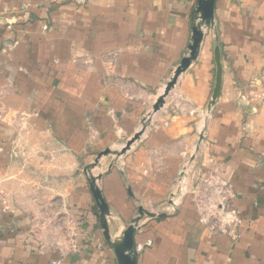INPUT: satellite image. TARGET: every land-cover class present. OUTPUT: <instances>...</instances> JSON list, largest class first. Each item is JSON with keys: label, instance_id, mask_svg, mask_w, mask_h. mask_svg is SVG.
<instances>
[{"label": "crops", "instance_id": "1", "mask_svg": "<svg viewBox=\"0 0 264 264\" xmlns=\"http://www.w3.org/2000/svg\"><path fill=\"white\" fill-rule=\"evenodd\" d=\"M196 5L0 0V264H117L85 167L143 123L94 166L111 237L141 207L136 264H264V0H215L196 58L152 110ZM36 184L64 196L72 249L48 248L23 205Z\"/></svg>", "mask_w": 264, "mask_h": 264}, {"label": "water", "instance_id": "2", "mask_svg": "<svg viewBox=\"0 0 264 264\" xmlns=\"http://www.w3.org/2000/svg\"><path fill=\"white\" fill-rule=\"evenodd\" d=\"M214 2L215 0H197V5L195 8V16L197 19V23L191 28V38L187 47L188 53L187 55L182 57L178 66L174 70L171 79L167 82L163 93L157 98L155 104L152 107L153 111H157L162 106L164 96H166L169 90L176 83L178 76L183 71H185L186 68L190 65V63L196 58L200 43L203 38V29L207 28L212 22ZM214 61L216 66L215 82L209 101V107L215 102L220 91L221 63L218 49H215L214 51ZM145 128L146 123H143L141 129L136 131V133H134V135L126 141L123 147H121L119 150H112L110 148L103 149L102 151L97 153L94 161L85 167V172L88 175V187L98 210V218L102 233L104 238L110 243V246L114 251L117 264H136V257L134 252V232L135 227L138 224V221L140 220V216L143 214V211L142 208L139 207V216L132 219L130 224L118 236L111 237L107 221V216H109L110 211L107 206V203L102 197L101 191L97 183L101 175L91 174L90 169L93 168L98 163V160L103 156L110 154H113L115 156L123 155L130 148V146L140 137Z\"/></svg>", "mask_w": 264, "mask_h": 264}, {"label": "rangeland", "instance_id": "3", "mask_svg": "<svg viewBox=\"0 0 264 264\" xmlns=\"http://www.w3.org/2000/svg\"><path fill=\"white\" fill-rule=\"evenodd\" d=\"M112 150L116 149L112 148ZM111 157H114V155L110 154L103 156L100 158V161H102L104 165ZM78 168H80V166H78ZM97 172V167L90 169V173L93 175H97ZM28 174L29 173H25L23 179L25 180L24 184H26ZM29 176H32L31 180L35 182L41 179V175L38 173H30ZM86 176L88 177V175ZM26 190L25 188L24 198H26ZM48 191V189L36 184L34 188L28 191V194L38 197L39 200L33 202L29 196L28 199L26 198L28 202L23 205L28 207L30 217L32 215V217L35 218L36 225L38 224L36 228L39 229L38 231L41 233L47 247L56 251H62L65 248V250L68 251L72 249V244L75 243V234L73 225L69 219V211L66 208V200L64 196L55 194L53 190Z\"/></svg>", "mask_w": 264, "mask_h": 264}, {"label": "built area", "instance_id": "4", "mask_svg": "<svg viewBox=\"0 0 264 264\" xmlns=\"http://www.w3.org/2000/svg\"><path fill=\"white\" fill-rule=\"evenodd\" d=\"M228 213H229L230 215H232V216H235V211H234V210H231V211H229ZM145 244L148 245V244H149V241H147ZM143 246H144V245H142V244H138L134 249L137 250V251H140V250L142 249Z\"/></svg>", "mask_w": 264, "mask_h": 264}, {"label": "trees", "instance_id": "5", "mask_svg": "<svg viewBox=\"0 0 264 264\" xmlns=\"http://www.w3.org/2000/svg\"><path fill=\"white\" fill-rule=\"evenodd\" d=\"M92 207L96 208V205L94 204Z\"/></svg>", "mask_w": 264, "mask_h": 264}]
</instances>
